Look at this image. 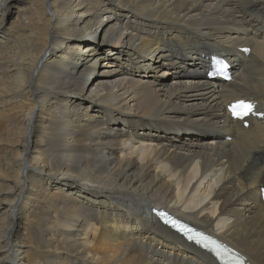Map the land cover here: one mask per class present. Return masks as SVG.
Masks as SVG:
<instances>
[{
	"label": "bare ground",
	"instance_id": "bare-ground-1",
	"mask_svg": "<svg viewBox=\"0 0 264 264\" xmlns=\"http://www.w3.org/2000/svg\"><path fill=\"white\" fill-rule=\"evenodd\" d=\"M243 99L264 113V0H0V264H217L153 207L264 264Z\"/></svg>",
	"mask_w": 264,
	"mask_h": 264
},
{
	"label": "rangeland",
	"instance_id": "rangeland-1",
	"mask_svg": "<svg viewBox=\"0 0 264 264\" xmlns=\"http://www.w3.org/2000/svg\"><path fill=\"white\" fill-rule=\"evenodd\" d=\"M154 54H155V56H156V53H154ZM140 58H141V57H140ZM163 61H164V58H163ZM163 61H162V62H163ZM94 71H96V68L93 69V72H94ZM94 77H96V75H95ZM88 82H89V83L87 84V86L89 87V86H90V85H89V84H90V81H88ZM92 89H93V88H90L89 90L87 89V90L85 91V94H87V93H91V92H92Z\"/></svg>",
	"mask_w": 264,
	"mask_h": 264
}]
</instances>
